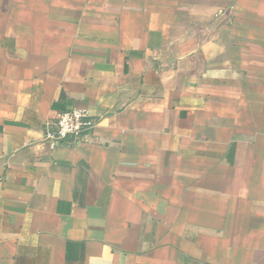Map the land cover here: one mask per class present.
<instances>
[{
  "label": "crops",
  "instance_id": "1",
  "mask_svg": "<svg viewBox=\"0 0 264 264\" xmlns=\"http://www.w3.org/2000/svg\"><path fill=\"white\" fill-rule=\"evenodd\" d=\"M0 264H264V0H0Z\"/></svg>",
  "mask_w": 264,
  "mask_h": 264
},
{
  "label": "built area",
  "instance_id": "2",
  "mask_svg": "<svg viewBox=\"0 0 264 264\" xmlns=\"http://www.w3.org/2000/svg\"><path fill=\"white\" fill-rule=\"evenodd\" d=\"M96 120L89 114L84 106L74 107L58 113L51 123V127L45 129L44 139L51 147H55L66 137L79 139L88 133L96 125Z\"/></svg>",
  "mask_w": 264,
  "mask_h": 264
}]
</instances>
